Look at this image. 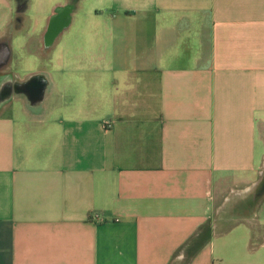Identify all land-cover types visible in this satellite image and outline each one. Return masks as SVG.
I'll use <instances>...</instances> for the list:
<instances>
[{
  "label": "crops",
  "instance_id": "crops-1",
  "mask_svg": "<svg viewBox=\"0 0 264 264\" xmlns=\"http://www.w3.org/2000/svg\"><path fill=\"white\" fill-rule=\"evenodd\" d=\"M260 205L264 0H0V264H264Z\"/></svg>",
  "mask_w": 264,
  "mask_h": 264
},
{
  "label": "water",
  "instance_id": "water-1",
  "mask_svg": "<svg viewBox=\"0 0 264 264\" xmlns=\"http://www.w3.org/2000/svg\"><path fill=\"white\" fill-rule=\"evenodd\" d=\"M70 12L68 13L67 9L65 10L62 7H57L50 18V27L48 28V36L51 37L56 35L59 31L60 25L62 22L67 23L69 21ZM66 26V25H65ZM19 84V83H18ZM46 85L44 82L38 79V77L31 76V78L24 84H19L15 88L20 90L23 94L26 95V98L30 102H35L40 98L41 90Z\"/></svg>",
  "mask_w": 264,
  "mask_h": 264
},
{
  "label": "rangeland",
  "instance_id": "rangeland-1",
  "mask_svg": "<svg viewBox=\"0 0 264 264\" xmlns=\"http://www.w3.org/2000/svg\"><path fill=\"white\" fill-rule=\"evenodd\" d=\"M43 1H47V0H43ZM49 10H50V8H49ZM31 15L32 16H34V17H39V14H38V12H37V5H35V7L33 8V10L31 11ZM84 18V17H83ZM73 36H78V34L77 33H75ZM55 59L56 58H54V60H53V64L51 65V68H52V70L53 71H55L56 70V62H55ZM14 63V67H15V62H13ZM37 67H41V66H37ZM16 68V67H15ZM34 68H36V66H35V63L34 62H31L27 67H26V69H34ZM15 70V69H14ZM230 200H232V201H234L235 199H236V197H235V195L234 194H231L230 195V198H229ZM231 201V202H232ZM229 203V201H227V204ZM263 204V203H262ZM260 208H258L257 209V214H258V216H264V205H260L259 206ZM232 250H234V249H232ZM235 251V250H234ZM229 252V250L227 251V253Z\"/></svg>",
  "mask_w": 264,
  "mask_h": 264
}]
</instances>
